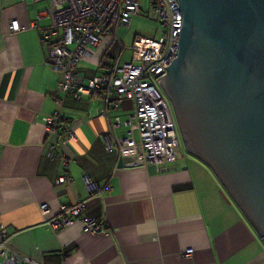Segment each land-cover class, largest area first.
<instances>
[{
  "label": "crops",
  "instance_id": "obj_1",
  "mask_svg": "<svg viewBox=\"0 0 264 264\" xmlns=\"http://www.w3.org/2000/svg\"><path fill=\"white\" fill-rule=\"evenodd\" d=\"M48 1L0 0V227L12 234L13 247L44 264H264V239L205 162L181 155L128 166L116 151L128 133L113 129L112 117L125 119L130 102L100 114L95 96L74 100L58 90L64 75L48 63L42 40L52 19L37 18ZM13 19L25 28L11 31ZM117 42L89 47L81 74H99ZM55 110L74 130L66 143L42 121ZM63 174L70 180L55 184ZM85 174L101 191H89ZM81 200L104 231L84 232L80 221L48 229L45 221L60 205Z\"/></svg>",
  "mask_w": 264,
  "mask_h": 264
},
{
  "label": "built area",
  "instance_id": "obj_2",
  "mask_svg": "<svg viewBox=\"0 0 264 264\" xmlns=\"http://www.w3.org/2000/svg\"><path fill=\"white\" fill-rule=\"evenodd\" d=\"M25 1V0H20ZM50 5L38 11L37 18L50 17L52 25L42 34V40L50 48L48 63L64 77L58 82V90L74 100L83 96H95L106 113L108 108H120L124 102L131 104L127 117H112V128L124 127L128 136L116 145L117 157L126 160L128 166L144 165L146 162L161 164L177 158L181 134L174 115L172 103L161 88V77L174 58L181 28L182 16L177 0H150L151 17L160 25L157 38L136 35L133 39L131 61L117 56L101 58V71L85 77L78 69L81 58L90 55L91 46L102 42V36H113L119 25L128 26L132 17L143 9L141 0H49ZM11 31L24 29L16 19L9 23ZM63 115L55 110L44 115L42 121L47 132L56 133L60 143L75 137L72 128L63 127ZM114 147L107 143V150ZM70 160H66L68 164ZM70 177L60 175L55 180L59 185ZM83 181L91 193L101 191V186L88 175ZM49 212L47 203L40 205ZM82 223V231H104L101 221L85 213V201L62 204L57 214L46 219L45 225L52 231ZM12 234L0 227V264H44L11 244ZM192 248L185 250L189 255Z\"/></svg>",
  "mask_w": 264,
  "mask_h": 264
},
{
  "label": "water",
  "instance_id": "obj_3",
  "mask_svg": "<svg viewBox=\"0 0 264 264\" xmlns=\"http://www.w3.org/2000/svg\"><path fill=\"white\" fill-rule=\"evenodd\" d=\"M177 1V50L161 88L186 151L264 239V0Z\"/></svg>",
  "mask_w": 264,
  "mask_h": 264
},
{
  "label": "rangeland",
  "instance_id": "obj_4",
  "mask_svg": "<svg viewBox=\"0 0 264 264\" xmlns=\"http://www.w3.org/2000/svg\"><path fill=\"white\" fill-rule=\"evenodd\" d=\"M149 1L150 0H141L143 9H141L139 12H137L132 17L130 24L128 26L119 25L117 26L115 30L114 37H117L118 39V42H117L118 50L116 51L115 56H117L118 53H120L119 51L121 48L122 52H121L120 59L122 61L132 60L134 36L141 35V36H148V37H154V38H157L159 36L160 25L156 20H154L151 17ZM48 5H50L49 1H48ZM112 38L113 36L111 37L102 36V42H103V45L106 46V48L110 46ZM181 155L183 156L191 155L186 151L182 142L179 144V152H178L177 157H180Z\"/></svg>",
  "mask_w": 264,
  "mask_h": 264
}]
</instances>
